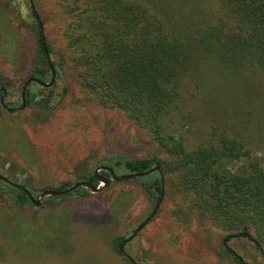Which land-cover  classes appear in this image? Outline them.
Returning <instances> with one entry per match:
<instances>
[{
  "label": "rangeland",
  "instance_id": "374dc122",
  "mask_svg": "<svg viewBox=\"0 0 264 264\" xmlns=\"http://www.w3.org/2000/svg\"><path fill=\"white\" fill-rule=\"evenodd\" d=\"M57 1L32 0V14L28 0H0V86H6L7 106L20 105V88L33 64V20H41L55 68L50 87L28 84L29 105L10 113L0 106V264H131L123 253L132 264H238L225 248L242 264H264L261 249L248 237H225L228 231L202 217L179 222L180 214L172 212L175 197L163 195L172 188L163 185L161 172L165 191L142 225L152 206L136 178L87 195L71 191L44 196L37 206L14 200L9 182L36 196L64 182L72 184L100 165L115 169L116 175L128 174L114 162L164 152L121 110L85 99L78 72L66 57L58 65V54L65 49ZM192 67L181 120L176 116L184 125L177 123L174 134L181 132L194 143L214 125L249 141L264 168V82L224 70L205 57L195 58ZM44 78L47 82L50 75ZM119 238L124 239L120 251Z\"/></svg>",
  "mask_w": 264,
  "mask_h": 264
},
{
  "label": "trees",
  "instance_id": "16d2710c",
  "mask_svg": "<svg viewBox=\"0 0 264 264\" xmlns=\"http://www.w3.org/2000/svg\"><path fill=\"white\" fill-rule=\"evenodd\" d=\"M28 1L34 14L33 2ZM57 3L62 13L65 49L58 54V65L66 57L78 72L85 99L121 110L164 150L160 157L131 158L113 165L121 164L132 174L157 165L163 185L172 188L171 194L164 192L158 172L128 177L116 175L110 167L116 176L113 179L109 172L98 171L108 184L127 178L142 183L152 208L140 225L158 209L164 190V196L175 197L172 212L180 214L179 222L202 217L228 231L225 237L246 233L264 256V168L250 142L214 125L194 143H188L181 132L174 134L177 123L184 125L178 120L179 111L195 58H208L224 70L249 73L264 82V0ZM40 23L41 20L32 21L34 55L26 78L34 76L45 81L44 77L51 75L53 60ZM5 87L0 86V95ZM30 102L26 91L25 106ZM235 161L239 163L235 165ZM77 179L98 184L93 171ZM70 185L64 182L48 189L61 190ZM11 188L16 202L31 205L19 188ZM73 191L89 193L82 186ZM123 241L119 238V244ZM225 252L242 264L233 251L225 248ZM128 261L132 264L130 258Z\"/></svg>",
  "mask_w": 264,
  "mask_h": 264
},
{
  "label": "water",
  "instance_id": "95a60500",
  "mask_svg": "<svg viewBox=\"0 0 264 264\" xmlns=\"http://www.w3.org/2000/svg\"><path fill=\"white\" fill-rule=\"evenodd\" d=\"M29 4H30V1H28ZM34 18L37 19V17L34 15ZM50 79L45 82V81H42L40 80L39 78L37 77H34V76H31V77H28L26 78L22 85H21V88H20V93H19V98H20V105L16 108H11V107H8L4 104V101H3V98H4V95H5V90L4 89H1V95H0V106L6 110L7 112H13L15 110H20L22 109L24 106H25V92H26V88L28 86V84L30 82H35L36 84L42 86V87H50L52 82H53V79H54V76H55V71H54V68L53 66H50ZM99 170H105L107 172H109L111 178L113 179H116V176L114 175V172L113 170L109 167V166H105V165H100V166H97L93 169V174H94V177L96 179V181L98 183H101L100 186H93L89 181H86V180H80V181H75L73 182L70 186H68L67 188H64V189H61V190H57V189H43L41 190L36 196H32L31 192L22 184H18V183H13V182H9L12 186H15L17 188H19L24 194L25 196L27 197L28 201L30 202L31 205H34V206H37L39 205L41 199L44 197V196H48V195H63V194H66L68 192H71L73 190H75L76 188L82 186L86 189H88L89 192H97L99 190H101L103 187H105L108 182L106 180V178L104 176H102L101 174L98 173ZM153 171H157L159 174H160V171H159V168L157 165H153L151 166L150 168L142 171V172H139V173H128L126 174V176H131V175H134V176H144V175H147ZM0 178H2L0 176ZM140 228L137 227L133 233L129 236L128 239H130L137 231L138 229ZM238 236H245L247 237L248 235L246 233H241V234H238ZM226 247V246H225ZM122 248V244H119L118 245V250L120 251ZM123 255L126 257V258H129L125 253H123Z\"/></svg>",
  "mask_w": 264,
  "mask_h": 264
}]
</instances>
